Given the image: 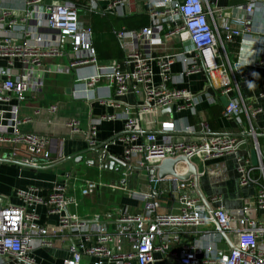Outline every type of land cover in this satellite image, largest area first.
<instances>
[{"label":"built area","instance_id":"obj_1","mask_svg":"<svg viewBox=\"0 0 264 264\" xmlns=\"http://www.w3.org/2000/svg\"><path fill=\"white\" fill-rule=\"evenodd\" d=\"M102 1L105 0H98ZM239 1L244 2L242 8L247 15L256 10L264 12V0ZM130 2L133 0H116L114 5ZM89 7L90 11L96 8L94 0H90ZM150 18L147 27L115 32L124 57L105 66L98 61L93 48L92 28L80 22L79 10L71 2L0 0V101L9 97L15 100L7 120L0 112V122L10 123L5 127L14 130L12 141L25 145L30 159L49 164L52 158L49 138L18 135L15 130L24 97L42 86V81L34 74L42 68L45 58L66 56L70 49V70L85 67L94 70L93 74L75 80L83 84L85 94L101 80L106 82L112 97L111 106L117 114L103 115L100 119L123 121L122 132L107 144L99 141L95 124L88 129L86 144L92 157L84 160L83 165L99 175L80 181L72 173H65L43 201L48 215L59 216L58 228L53 234L78 238L77 243H71L69 256L61 264H82L85 257L95 258L94 264H102L104 260H114L115 264H153L155 254L166 251L173 264H264V136L260 140L255 128L256 118L264 114V94H260L254 104L246 103L239 92L234 96L237 81L264 69V26L252 33L246 19L225 21L221 12L206 0H159ZM40 33L45 35H37ZM180 36H185L189 46L182 45L181 50L168 53L166 42ZM236 42L240 55L248 51L250 45L254 49L253 62L245 73L238 74L227 58L230 46ZM156 48L164 53L155 55ZM151 62L155 63L159 75L155 87L152 86ZM176 62L181 65L180 77L204 74L207 84L216 91L215 100L210 98L211 102L215 104L216 98L224 100L223 116L234 121L239 130L237 135L211 134L207 125L200 123L198 137L186 142L174 141L165 134L157 137L154 132L142 129L144 115L167 109L171 112L193 109L202 100L201 95L176 87L171 76V66ZM127 95L139 97L143 103L139 107L127 105L123 102ZM55 111L54 106L49 108L50 113ZM65 126L72 136L82 134L76 120ZM182 132L196 133L188 126ZM2 139L0 137V141ZM107 145H119L121 154L108 155ZM228 156L235 159L239 186L253 189L240 210L228 212L218 204V198L210 199L217 204L211 210L206 201L202 203L194 193L192 178L159 179L155 174L149 175L153 189L164 179L169 182L170 212L162 215L158 213L160 202L152 196L136 193L128 185L134 172L148 171L168 160L186 159L194 165V160L208 162ZM173 170L177 176L184 177L188 166L180 160ZM104 171L114 172L116 181L102 180L100 175ZM69 186L83 196L106 188L114 195L119 193L140 201L143 208L134 215L122 209L116 220V231L111 233L103 224L111 219V212L84 218L65 212L68 206H77ZM18 197L22 206H0V264H4L5 259L15 264H33V250L50 248L53 244L38 223L28 195L20 192ZM210 220L217 226L212 236L228 247H232L229 237L232 236L236 239L235 247L222 251L210 246L200 249L185 244L175 233L182 228L202 226ZM124 240L130 250L119 254ZM171 245L175 247L169 250Z\"/></svg>","mask_w":264,"mask_h":264},{"label":"crops","instance_id":"obj_2","mask_svg":"<svg viewBox=\"0 0 264 264\" xmlns=\"http://www.w3.org/2000/svg\"><path fill=\"white\" fill-rule=\"evenodd\" d=\"M68 1V0H59ZM95 1V9L90 11L89 2L87 6L79 8V20L83 25L90 26L93 30V48L98 61L107 66L113 62L121 61L124 51L115 37L119 30L128 31L129 26L138 25L133 23H145L146 27L151 22V14L154 5L159 0H133L123 6L114 5L116 0ZM209 5L218 9L225 21L246 19L249 30L253 33L264 26V12L256 10L251 15L243 11L244 2L239 0H206ZM19 2L17 3V5ZM242 8V9H241ZM133 19V20H132ZM135 19V20H134ZM43 26V25H42ZM133 31V30H131ZM44 36L45 34H37ZM182 38L184 42H182ZM182 45L189 46L185 36L173 38L166 42V51L176 52L181 50ZM249 46L248 51L240 55L238 42L230 46L227 58L234 65L235 71L245 73L250 70L254 49ZM155 55L163 54L160 48L154 50ZM62 57L45 58L42 61V68L38 69L34 77L42 81L40 89H32L20 104L15 127L18 135L45 136L52 141L50 150L52 152L51 163L32 160L28 156L26 146L20 142H13L14 130L6 121L0 122V206H22L23 202L18 194L20 192L28 195L31 200L33 213L38 218V223L47 232V239H52L50 248L36 247L31 253L33 264H61L69 256L71 243H77L78 238L53 234L58 228L59 216L48 215L43 201L56 183H60L62 175L72 173L77 180L95 179L97 174L94 170L83 165L84 160L91 158V152L86 144V136L90 125L95 124L98 130L99 141L107 144L114 136L122 132L123 121H102L103 115L117 114V110L111 105V94L106 87L105 80H101L88 94H85L83 84L75 83L77 78H82L94 73L92 67H85L80 70L68 68V55ZM153 70L152 86L155 87L159 81L158 69L155 63L151 62ZM181 65L174 63L171 66V76L177 88L187 89L193 95H201L202 100L193 109L182 111L173 110L170 114L155 112L142 116V129L147 132H154L157 137L165 134L174 141H192L198 137L200 123L207 125L211 134L237 135L239 130L234 121L223 116V99L216 98L212 103L210 98L215 100L216 91L211 88L204 74L197 73L188 78L180 77ZM230 74V73H228ZM234 96L239 92L241 98L249 104L257 103L260 94H264V69H258L253 76L243 81H237ZM123 102L132 107H139L143 100L139 97L127 95ZM15 105L13 97L6 101H0V112L3 118H9V111ZM54 106L56 111L49 112ZM76 120L82 130V134L72 136L67 127V122ZM185 126L195 129L196 133H184ZM174 127V130H172ZM255 128L258 137L262 140L264 136V114L255 120ZM108 155H120L119 145H107ZM194 168L197 174V184L200 193L204 197L209 208L213 210L216 203L210 199L218 198L228 212L240 210L253 192L251 187H240L236 174V162L232 156L218 160L200 162L194 160ZM156 171L152 175H156ZM103 174L115 176L114 172L104 171ZM149 171H136L128 179V182L136 193L152 196L160 202L159 214L165 215L170 212L169 182L164 179L153 189L149 184ZM116 177V176H115ZM105 180V179H102ZM109 181V180H105ZM128 184V185H129ZM132 184V185H131ZM70 191L75 195L77 206L70 205L66 213L75 214L81 218L111 212L110 220L103 224L106 229L114 233L116 231V220L122 209L128 210L130 214H139L143 204L130 196L113 194L108 189L99 192H92L86 196L80 195L78 191ZM157 194H155V192ZM161 193V194H160ZM195 193V191H194ZM196 194V193H195ZM217 231L214 220L205 222L202 226L189 229L177 230L182 241L190 246L205 248L212 247L216 251L226 250L235 247L236 239L230 237L232 247L222 241H218L212 235ZM73 238V239H71ZM160 242H157L159 244ZM171 245L169 250L174 248ZM130 246L124 240L119 254L129 252ZM168 251L157 252L153 264H173L168 260ZM4 261V259H3ZM95 258L85 257L82 264H94ZM4 264H15L5 259ZM22 264V263H18ZM102 264H115L114 260H104ZM135 264V263H131Z\"/></svg>","mask_w":264,"mask_h":264},{"label":"water","instance_id":"obj_3","mask_svg":"<svg viewBox=\"0 0 264 264\" xmlns=\"http://www.w3.org/2000/svg\"><path fill=\"white\" fill-rule=\"evenodd\" d=\"M164 113L170 114L171 110L167 109L166 111L165 110L162 111V114H164ZM180 160H183L188 166L187 174L184 177L177 176L173 170L174 165ZM148 171L150 172L151 175L154 173V171H156L157 172L156 176L159 179H163V178L168 177V176H172L178 180H188V179L192 178L195 192L197 193V195H198L199 199L202 201V203H205V199L202 196V194L200 193V190L198 188L196 170H195L194 166L192 164L188 163V161L186 159H178L176 161L175 160L174 161L168 160V161L163 162L160 166H158L156 168H153V169L150 168Z\"/></svg>","mask_w":264,"mask_h":264},{"label":"trees","instance_id":"obj_4","mask_svg":"<svg viewBox=\"0 0 264 264\" xmlns=\"http://www.w3.org/2000/svg\"><path fill=\"white\" fill-rule=\"evenodd\" d=\"M67 2V1H66ZM68 2H71L72 4H74L76 6V8H81V7H85L87 6V0H68ZM133 20V19H132ZM135 20V19H134ZM133 24H138V25H133V26H129L127 29L128 31L131 30H139L141 28L146 27L145 23H133ZM94 34V33H93Z\"/></svg>","mask_w":264,"mask_h":264},{"label":"rangeland","instance_id":"obj_5","mask_svg":"<svg viewBox=\"0 0 264 264\" xmlns=\"http://www.w3.org/2000/svg\"><path fill=\"white\" fill-rule=\"evenodd\" d=\"M102 177H103L102 179L109 180L111 182H115L116 181V177L115 176H109L108 174H103ZM128 184H129V182H128ZM129 187H130V189H132L131 186H130V184H129Z\"/></svg>","mask_w":264,"mask_h":264}]
</instances>
